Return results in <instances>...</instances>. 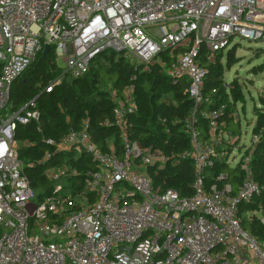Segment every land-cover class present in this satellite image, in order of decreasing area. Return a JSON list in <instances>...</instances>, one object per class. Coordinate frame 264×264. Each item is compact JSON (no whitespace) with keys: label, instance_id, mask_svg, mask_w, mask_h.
<instances>
[{"label":"built area","instance_id":"obj_1","mask_svg":"<svg viewBox=\"0 0 264 264\" xmlns=\"http://www.w3.org/2000/svg\"><path fill=\"white\" fill-rule=\"evenodd\" d=\"M236 37L264 41V0H0V264H264V240L243 229L239 214L241 203L264 190V178L257 182L250 167L259 136L252 133L249 145H238L244 151L232 163L239 137L222 130L225 104L203 107L212 101L204 93L206 67L197 61L202 47L212 59L234 47ZM45 45L66 64H56L46 93L65 77L86 73L105 50L145 67L157 63L172 81L186 77L191 147L167 153L133 139V85L119 93L109 85L112 118L103 125L117 132L120 150L112 138L106 139L109 150L100 149L87 120L81 129L42 138L48 149L37 164L63 152L72 151L74 160L86 152L95 169H86L82 185L72 184L79 169L65 160L52 163L44 168L52 188L39 196L19 157L35 141L18 132L31 123L41 132L38 94L16 110L9 100L13 82ZM176 48L166 66L161 53ZM260 94L264 99V88ZM258 113L264 114V103ZM198 114L208 123L206 140L194 128ZM237 114L236 106L227 112L234 120ZM224 154L230 168L240 163L243 169L236 188L226 173L206 181L205 172ZM187 158L194 165L190 195L155 183L168 164Z\"/></svg>","mask_w":264,"mask_h":264},{"label":"trees","instance_id":"obj_2","mask_svg":"<svg viewBox=\"0 0 264 264\" xmlns=\"http://www.w3.org/2000/svg\"><path fill=\"white\" fill-rule=\"evenodd\" d=\"M180 50L176 48L171 54L167 51L161 53L166 66L176 59ZM232 51L233 47L225 54L228 64L231 63ZM220 53L222 52L215 53L214 58L209 59L208 50L202 47L197 56L198 63L206 67L204 93L209 95L212 101L211 105L205 104L203 107L211 108L225 104L226 109L221 117V121H224L222 130L233 131L235 121L227 116V112L233 110L234 102L243 98L234 87L223 86L221 79L223 67L215 58ZM55 68L54 54L49 51L43 56V53L39 52L34 61L13 82L9 100L10 109L16 110L38 94L36 102L40 112L41 132L36 130L32 123L18 126V132L24 139L35 141L34 146L22 148L19 157L24 162V171L30 179L31 186L38 191L39 196L49 193L52 188L44 175V168L52 163L65 160L79 169L82 174H79L77 179L70 178L72 184L79 180L82 185L86 169H95V163L86 152H82L76 160L72 156V151L63 152L53 156L51 162L37 164V160L48 149L42 138L58 137L71 127L81 129L87 120V130L100 149L109 150L106 139L112 138L116 152L120 150L117 132L103 125L106 119L112 118L113 103L107 90L109 85L118 93L123 86L133 85L136 103V110L131 115L130 135L133 139L142 145L159 147L167 153L180 152L191 147L190 135L185 130V120L191 114L193 101L188 95L189 84L186 77L172 81L157 63L145 67L126 60L122 53L105 50L92 59L86 73L79 77H65L52 92L46 93L43 88L57 75ZM102 73L108 75V82L102 80ZM100 84L105 87H101ZM194 128L201 140L207 139L206 118L198 114ZM252 133H257L259 139L251 153L250 167L256 181L261 183L264 178V114L256 113ZM218 147V150L225 148ZM227 149L229 151L228 147L225 148ZM226 157L224 154L213 167L207 169L206 181L210 183L217 174L226 173V181L236 188L242 179L243 169L240 163L230 168L225 162ZM32 162L35 165H31ZM193 171L192 159H181L176 165L168 164L160 175L154 178L155 183L163 188L175 189L180 196H188L192 193L190 184L193 180ZM239 214L242 217L243 229L264 240V225L260 222V216L264 217V190L251 201L241 203Z\"/></svg>","mask_w":264,"mask_h":264},{"label":"rangeland","instance_id":"obj_3","mask_svg":"<svg viewBox=\"0 0 264 264\" xmlns=\"http://www.w3.org/2000/svg\"><path fill=\"white\" fill-rule=\"evenodd\" d=\"M233 47L232 55L230 56L231 63H226V51L216 55L215 58L222 64L221 79L225 88L234 87L237 89L243 98L238 102H234L238 114L235 116L234 134L233 137H239L237 145L234 147L232 154L235 155L236 162L243 153L244 147L238 150L237 146H247L251 143L253 134L252 127L256 120V113L264 99H261L260 92L264 88V41H250L234 38L231 46ZM230 48V47H229ZM212 54L210 57L212 58ZM126 59V56H124ZM217 60V61H218ZM55 63L61 67L66 64L62 59L55 60ZM102 80L108 82V75L102 73ZM101 87L103 84H100ZM35 200V198H33Z\"/></svg>","mask_w":264,"mask_h":264},{"label":"water","instance_id":"obj_4","mask_svg":"<svg viewBox=\"0 0 264 264\" xmlns=\"http://www.w3.org/2000/svg\"><path fill=\"white\" fill-rule=\"evenodd\" d=\"M48 51H49V46L45 45L44 50H43V56H45Z\"/></svg>","mask_w":264,"mask_h":264}]
</instances>
